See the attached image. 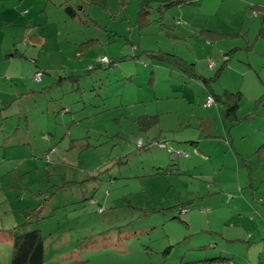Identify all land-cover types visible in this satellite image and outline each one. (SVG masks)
<instances>
[{"label": "rangeland", "instance_id": "obj_1", "mask_svg": "<svg viewBox=\"0 0 264 264\" xmlns=\"http://www.w3.org/2000/svg\"><path fill=\"white\" fill-rule=\"evenodd\" d=\"M167 2L0 0V264L34 228L45 264H264L263 17ZM226 90L243 93L236 125L206 105Z\"/></svg>", "mask_w": 264, "mask_h": 264}, {"label": "trees", "instance_id": "obj_2", "mask_svg": "<svg viewBox=\"0 0 264 264\" xmlns=\"http://www.w3.org/2000/svg\"><path fill=\"white\" fill-rule=\"evenodd\" d=\"M183 0H168V2L165 4L166 6H173L176 4L183 3ZM162 5V4H161ZM254 9H257L256 7H259L258 5L252 6ZM69 11L74 15L75 9L72 7H68ZM257 11V10H254ZM160 12L163 13V9L161 7ZM151 10L149 8V5L145 4L138 12V23L141 27L148 26L152 19L150 17ZM205 30V31H204ZM203 31L208 34L211 38H220L224 37L226 35L230 36L231 33L229 32H222L213 30L211 28L203 29ZM261 32L264 34V27L261 29ZM99 41L98 38H93L87 41H84L80 44L78 50L79 51H87L90 47L96 45V42ZM96 42V43H95ZM19 50H16L13 55H18ZM168 53L169 56L175 57V60L177 63L181 66L182 69L188 71L190 74H193L195 77L197 76V72H195L193 63H189L188 60H186L184 57L181 56H175L174 54ZM161 58H167L166 54L160 55ZM110 59V58H109ZM111 64L113 63V60L110 59ZM223 64L220 69H218L216 75L213 77H205L204 75H200L199 77L203 79L208 85L210 84L211 80H215L217 77L220 76V73L222 72L224 68ZM42 70V68H39L38 71ZM45 75V71L42 70ZM76 76V75H75ZM44 79V76H43ZM42 79V81H43ZM40 82V81H39ZM215 97V100L218 101L222 105V109L224 111V115L227 119L231 120L233 125H236L238 122H240V118L238 116V109L240 107V103L242 100L243 93L242 91H239L237 93L231 92L229 90H226L223 94H213ZM139 121L141 123V126L146 129L154 125L159 120V115H142L139 118ZM52 151L54 149L50 150V152L47 153V157L51 156ZM264 143L261 144V146L257 150V154L260 156V160H264ZM263 154V155H262ZM264 162V161H263ZM44 205L39 204L34 209H31L27 212V221L24 222L26 225L32 218L35 216L41 217V214L43 213ZM19 226H23V224H19ZM18 226H15L16 228ZM16 231V230H15ZM46 235L43 233L41 228H34V229H28L26 231H23L22 233L17 232V236L14 242V250L12 255V261L11 264H45L46 261ZM217 258V257H216ZM224 259V258H222Z\"/></svg>", "mask_w": 264, "mask_h": 264}, {"label": "crops", "instance_id": "obj_3", "mask_svg": "<svg viewBox=\"0 0 264 264\" xmlns=\"http://www.w3.org/2000/svg\"><path fill=\"white\" fill-rule=\"evenodd\" d=\"M246 4L249 3L248 6H254V5H258L259 7H256L257 9H254L253 7H250V9H253V10H257L256 12L257 13H254V15L256 17H263V20H264V0H243ZM240 2V1H239ZM264 23V21H263ZM262 27H264V24L262 25ZM16 52V51H15ZM14 54V52L9 55V56H12ZM14 56V55H13ZM212 95V94H210ZM209 96V95H208ZM248 208H252V206L248 205Z\"/></svg>", "mask_w": 264, "mask_h": 264}, {"label": "built area", "instance_id": "obj_4", "mask_svg": "<svg viewBox=\"0 0 264 264\" xmlns=\"http://www.w3.org/2000/svg\"><path fill=\"white\" fill-rule=\"evenodd\" d=\"M254 13H257L256 11H254ZM102 62H108L110 61L109 57L107 55H104L102 58H101ZM211 67L215 66V62H210L209 64ZM43 76H44V72L42 70L38 71L36 73V80L37 81H42L43 79ZM215 97L213 95H209L207 100H206V105L207 106H213L214 102H215ZM50 156H48V159H49Z\"/></svg>", "mask_w": 264, "mask_h": 264}, {"label": "clouds", "instance_id": "obj_5", "mask_svg": "<svg viewBox=\"0 0 264 264\" xmlns=\"http://www.w3.org/2000/svg\"><path fill=\"white\" fill-rule=\"evenodd\" d=\"M213 95V94H212ZM214 96V95H213Z\"/></svg>", "mask_w": 264, "mask_h": 264}, {"label": "bare ground", "instance_id": "obj_6", "mask_svg": "<svg viewBox=\"0 0 264 264\" xmlns=\"http://www.w3.org/2000/svg\"><path fill=\"white\" fill-rule=\"evenodd\" d=\"M48 158V157H47Z\"/></svg>", "mask_w": 264, "mask_h": 264}]
</instances>
